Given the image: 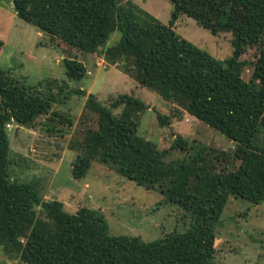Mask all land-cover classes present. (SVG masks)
Listing matches in <instances>:
<instances>
[{
    "label": "trees",
    "instance_id": "16d2710c",
    "mask_svg": "<svg viewBox=\"0 0 264 264\" xmlns=\"http://www.w3.org/2000/svg\"><path fill=\"white\" fill-rule=\"evenodd\" d=\"M15 15L48 35L61 51L67 80L87 74L81 59L99 54L112 66L126 63L123 73L156 94L167 112H156L160 128H173L192 117L232 144L230 154H202L179 134L170 151L182 155L167 163V151L138 135L149 105L120 94L107 105L86 96L70 149L77 153L74 180L83 179L98 162L147 190L158 191L188 216L184 233L172 231L145 242L112 236L98 210L80 207L74 214L57 200H43L36 181L10 177V123L32 128L40 117L72 128L65 114L52 111L67 83L48 81L28 87L0 69V252L26 264H213L216 228L231 196L250 204L264 202V0H169L170 20L162 24L131 1L10 0ZM180 15L192 18L213 35L231 33L232 57L212 58L175 30ZM118 31L119 41L102 49ZM2 42L0 41V46ZM246 50L254 60L243 59ZM249 68L248 81L242 77ZM55 86V89H54ZM41 88V89H40ZM56 90V91H55ZM116 111L117 113H114ZM53 131L48 128L47 132Z\"/></svg>",
    "mask_w": 264,
    "mask_h": 264
},
{
    "label": "rangeland",
    "instance_id": "374dc122",
    "mask_svg": "<svg viewBox=\"0 0 264 264\" xmlns=\"http://www.w3.org/2000/svg\"><path fill=\"white\" fill-rule=\"evenodd\" d=\"M126 1L133 2L162 24L170 20L173 7L169 0H118ZM174 30L217 61L232 57L234 36L229 32L213 35L186 15H180ZM119 39L120 33L113 32L102 49L115 45ZM0 41V69L9 71L26 86L45 88L51 80L67 83V99L59 96L52 111L65 114L74 123L67 129L48 121L47 116L40 117L32 128L11 122L7 126L10 177L21 182L36 181L41 187L39 196L45 201L63 203L67 213L74 214L80 207L100 211L112 236H133L151 242L172 231L184 233L188 216L178 206L165 201L158 191L147 190L95 161L83 179L72 178L71 167L77 155L69 147L75 140L72 134L77 132L75 124L80 115L89 117L84 107L87 95L79 96L74 91L84 90L104 105L120 94L133 95L148 104L150 108L141 117L137 133L155 142L160 151H167L166 163L182 157L170 151L173 134H179L191 146L200 147L202 154L209 157L219 151L231 155L232 144L188 116L174 122L171 129L160 128L155 111L166 113L167 107L156 94L124 75L126 63L112 66L99 54L85 55L81 62L90 73L79 81L67 80L62 62L64 51L48 35L20 20L10 0H0ZM254 55L253 50H246L243 59L254 60ZM250 76L251 70L243 69V79L248 81ZM49 127L53 131L47 132ZM215 250L213 264H264V202L254 205L230 196L216 228ZM0 264L26 263L10 260L0 252Z\"/></svg>",
    "mask_w": 264,
    "mask_h": 264
},
{
    "label": "water",
    "instance_id": "95a60500",
    "mask_svg": "<svg viewBox=\"0 0 264 264\" xmlns=\"http://www.w3.org/2000/svg\"><path fill=\"white\" fill-rule=\"evenodd\" d=\"M70 51H71L70 49L64 51V56H63L64 59H68V58H69V56H70Z\"/></svg>",
    "mask_w": 264,
    "mask_h": 264
},
{
    "label": "crops",
    "instance_id": "0c3cea01",
    "mask_svg": "<svg viewBox=\"0 0 264 264\" xmlns=\"http://www.w3.org/2000/svg\"><path fill=\"white\" fill-rule=\"evenodd\" d=\"M84 65V64H83ZM90 72H87V74H89Z\"/></svg>",
    "mask_w": 264,
    "mask_h": 264
}]
</instances>
